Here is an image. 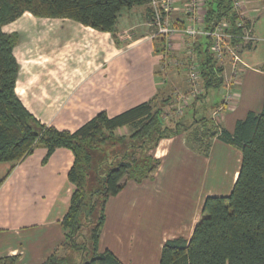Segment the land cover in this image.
I'll list each match as a JSON object with an SVG mask.
<instances>
[{"label":"crops","instance_id":"1","mask_svg":"<svg viewBox=\"0 0 264 264\" xmlns=\"http://www.w3.org/2000/svg\"><path fill=\"white\" fill-rule=\"evenodd\" d=\"M257 12L254 9L246 16L253 40L239 45L240 72H235L233 60L227 61L231 57L228 55L222 66L220 88L214 92L210 89L196 102L197 117L212 119L230 133L237 121L249 112L260 113L264 104V17L262 13L255 15ZM173 16L175 25L187 24L182 13ZM36 20H42L38 25L57 26L68 33V37H19L13 50L19 64L15 92L24 107L46 126L72 133L99 112L117 115L149 101L167 86L178 94L191 90L186 83V68L175 66L177 59L188 62L186 54L194 53L192 41L175 37L167 60L162 59V52L156 49L159 42L146 34L150 27L149 4L121 11L115 39L110 33L71 20L35 18L29 13L13 23L26 21V27L36 24ZM218 94L222 95L220 103L216 100ZM188 105L181 114L177 107L174 113L188 117ZM191 118L192 113L190 122ZM150 154L160 160L154 179L140 184L124 181L122 190L109 197L105 208L99 249L111 251L123 264H159L166 240H189L203 201L230 193L241 160L239 150L218 139L212 140L208 156H202L187 145L185 134L161 139ZM45 156L46 149L37 147L18 163H0V179L6 176L0 185V258L17 256L15 264H41L54 253L61 258L70 253L64 246L59 221L74 191L67 179L74 158L65 148L55 149L46 160ZM205 181L213 182L215 187L200 191ZM158 187L167 194H156ZM153 215L174 220L169 224L167 221L160 232ZM151 229L161 235L148 237ZM168 232L172 233L170 237L162 236ZM127 233L134 234V238L118 235Z\"/></svg>","mask_w":264,"mask_h":264},{"label":"trees","instance_id":"2","mask_svg":"<svg viewBox=\"0 0 264 264\" xmlns=\"http://www.w3.org/2000/svg\"><path fill=\"white\" fill-rule=\"evenodd\" d=\"M232 2L203 0V22L206 30L226 22L229 33L236 36L231 38V44L237 45L241 43L238 36L250 23L244 18L243 25L238 26L239 15ZM148 3L149 0H0V163H18L37 147L46 149L44 160L55 149L69 150L74 160L67 179L74 191L59 221L64 246L67 251H83L81 264H123L111 251L99 250L109 197L122 190L124 181L140 184L154 179L160 160L150 151L161 139L185 134L187 145L202 156H208L212 140L218 139L241 153L237 179L228 195L205 198L189 240L176 237L162 244L159 264H264V104L260 113L249 112L237 121L232 133L212 119L197 117L196 102L222 84L223 67L210 51L211 37L191 42L202 94L192 97L191 105L187 103L193 116L189 124L183 122L184 114L176 119L167 116L176 109H164L172 105L170 97L159 105L155 96L111 117L99 112L71 133L42 124L15 92L19 64L13 50L19 34L6 33L3 28L24 13L35 18L71 20L110 33L115 39L121 11ZM163 41L160 40L162 45ZM165 116L169 121L163 120ZM123 128H130L131 133H118ZM5 178L0 179V185ZM84 228L89 230V236L79 244L77 239ZM17 260V256L3 257L0 264H15ZM67 260L54 253L41 264H64Z\"/></svg>","mask_w":264,"mask_h":264},{"label":"built area","instance_id":"3","mask_svg":"<svg viewBox=\"0 0 264 264\" xmlns=\"http://www.w3.org/2000/svg\"><path fill=\"white\" fill-rule=\"evenodd\" d=\"M235 1L234 9L239 15L238 26L244 23V12L238 9V0ZM150 9V19L149 25L152 29V37L154 39H161L163 41V48L165 60H167V55L169 51L173 48V40L175 37H187L189 39L195 40L198 37L208 36L211 37L210 51L213 54L217 64L224 66L225 59L228 55H232L235 58L236 45L229 44V39L236 37L229 33V27L226 22H219L213 30H206L204 28V4L203 0H149ZM182 13L187 21V24L182 27H177L173 21V15L175 13ZM203 17H200V13ZM200 25V26H199ZM246 42L253 40L251 35L250 27L244 29V33L241 36ZM174 64H176L174 62ZM199 80V70L198 64L192 60L187 66V81L191 87L189 94L183 95L179 94L177 98V113L181 114L182 109L189 100L197 94V88H195L196 83Z\"/></svg>","mask_w":264,"mask_h":264},{"label":"rangeland","instance_id":"4","mask_svg":"<svg viewBox=\"0 0 264 264\" xmlns=\"http://www.w3.org/2000/svg\"><path fill=\"white\" fill-rule=\"evenodd\" d=\"M238 2V4H239V6H241V8L239 7L238 9H241L242 10V12H244V18H246V16H247V13H249L250 11L252 12V10H254V9H257L258 10V12L257 13H255V15H257V14H261L262 13V17H264V0H238L237 1ZM255 3V4H254ZM234 4H235V1H233L232 2V6L234 7ZM260 9V11H259V9ZM234 9V8H233ZM124 11H126V9H124ZM234 11L236 12V10L234 9ZM237 13V12H236ZM247 19V18H246ZM36 21H38L36 24H27V25H30L31 26V29L33 30V32L34 33H31V29H30V27L29 26H27L26 25V27H23V23H27L26 21H20V22H22V23H11V24H8L7 26H5L4 28H3V31L4 32H6V33H13V32H15V33H18L19 34V37H68V33H67V31H65L64 32V30H62V31H59L60 29L59 28H57V26H55V27H44L43 25H38V23L40 22V21H42V20H36ZM244 21V20H243ZM46 23V22H45ZM48 25V24H47ZM263 25H264V19H263ZM41 26H43V27H41ZM147 31V30H146ZM135 32V31H134ZM146 34H148V37L151 39V40H157L158 42V47H156V49L158 50V51H160V52H162V43L160 42V40L161 39H154L153 37H152V35H153V33H152V29L149 27V29H148V31H147V33ZM28 35V36H27ZM162 41V40H161ZM190 41H195V40H192V39H190ZM242 43H247L246 41H244L243 39H241V43H239V44H237L236 45V48H234L235 49V53L236 54H238L239 56H236L237 58H235L234 56H232L231 55V57H228V59H227V61L228 62H231V60H233L232 61V63L231 64H233V66L234 65H236V66H234L233 68H235V72L237 71V72H240V67H238L239 66V64H241V62H240V51L241 50H238L239 49V47L241 46V44ZM229 44H231V39H229ZM232 45V44H231ZM240 45V46H239ZM187 48V47H186ZM164 52H162V53H160V55H162V59H164L165 58V55L163 54ZM185 54V50L183 51V55ZM191 54V55H190ZM190 54H186V56L189 58L188 59V62H185V59L183 60V62L182 61H180V60H178L177 59V64H176V66L175 67H178V68H180V67H185L186 68V72H187V66H188V64H189V60L190 61H192V60H194V55L192 54V53H190ZM193 55V56H192ZM186 56H185V58H186ZM190 56L191 57H193V58H191L190 59ZM230 60V61H229ZM164 62V61H163ZM23 65L24 64H30V62H26V63H22ZM184 64V65H183ZM170 65H172L173 66V64H170ZM228 65V64H227ZM238 65V66H237ZM178 68H171V69H178ZM232 68V69H233ZM231 70V68H229L228 69V71H230ZM232 72H233V70H231ZM233 74V73H232ZM232 74H230V75H232ZM199 82H201L200 80H199ZM186 83L188 84V81H187V76H186ZM201 83H199L198 84V82L196 83V86H195V88H197V94H196V96L198 97V96H200L201 94H202V88H199V85H200ZM189 85V84H188ZM187 85V86H188ZM201 86V85H200ZM199 88V89H198ZM163 89V88H162ZM213 91L212 92H214V90L215 89H212ZM180 94H183V95H185L183 92L181 93L180 92ZM178 96H179V94H178V92H177V90H173V89H168V86L166 87V89L165 90H163V92L162 91H160L159 92V94L156 96L157 97V100H158V104L159 105H161L162 104V101H164L167 97H170V101H171V106H166L164 109L165 110H170V108L172 107V108H176L177 107V98H178ZM221 99H222V95H220V94H218L217 96H216V100H217V102L218 103H220V101H221ZM192 100V99H191ZM190 101V100H189ZM184 110H186V108L184 109ZM169 115H167V116H169V118L170 117H172V118H174V119H176L177 117H179L178 116V114H176V113H174V111L173 112H169L168 113ZM188 114V117H183V122L184 123H189L190 121L188 120V118H190L191 117V113L190 112H188L187 113ZM198 115H200V114H198ZM162 116H164V115H162ZM167 116H165V119H164V117H163V120L165 121V122H167V121H169L166 117ZM218 122L219 123H221V121H220V119L218 120ZM118 133H122V134H126V135H129L130 133H131V129L130 128H123V129H121ZM219 181V180H218ZM213 187H215V185H214V183L213 182H210V181H205V182H203L201 185H200V191L202 190V189H204V190H207V188H210V190H212V188ZM199 188V187H198ZM156 194H158L159 196H164L165 194H167V193H165L164 192V190L161 188V187H158V188H156ZM223 196V195H222ZM157 214H159V213H157ZM132 217H134V216H132ZM134 219H135V217H134ZM105 220H106V215H105ZM174 219L172 218V217H170V216H168V218H166L164 215H161L160 217L158 216V215H153V218H152V221L154 222V223H156L157 224V226H161V227H159L158 228V230L157 231H160L161 232V230L163 229V226L165 225V223L168 221V223L167 224H169L170 222H172ZM159 222H161V225H160V223ZM105 223V222H104ZM104 226V225H103ZM140 226H144V225H140ZM103 228V227H102ZM102 228H101V230H102ZM146 230H148V229H146ZM156 230L155 229H151V230H149L148 232H147V236L148 237H151L152 239H154V238H156V236L157 235H161V233L159 232H156ZM100 233H101V231H100ZM171 234L172 233H170V232H168V233H165V234H163L162 236L164 237V236H171ZM118 235H120V236H124L125 235V237H126V235H128V237L129 238H134V234H132V233H127V234H118ZM88 236H89V230H87L86 228H84L83 230H82V236L80 237H78V239H77V241H78V243L79 244H82V243H84L85 241H87V240H85V238L87 239L88 238ZM138 237H139V235H137ZM146 237V236H145ZM99 238H100V236H99ZM171 239H174V238H171ZM154 244H156V245H158V242H153ZM87 244V246H89V244L88 243H86ZM130 244H132V240H130ZM146 244H147V242H146ZM100 250V249H99ZM68 252H70L69 254H68V256H66V257H68V260L64 263V264H81V261H82V257H83V255L84 254H82L83 253V251H81V250H72V251H68Z\"/></svg>","mask_w":264,"mask_h":264}]
</instances>
